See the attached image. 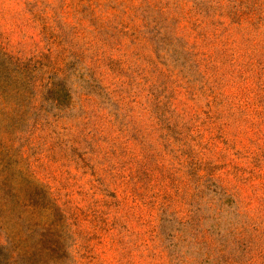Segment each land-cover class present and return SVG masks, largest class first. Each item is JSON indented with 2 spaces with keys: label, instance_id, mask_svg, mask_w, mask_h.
Wrapping results in <instances>:
<instances>
[{
  "label": "rangeland",
  "instance_id": "obj_1",
  "mask_svg": "<svg viewBox=\"0 0 264 264\" xmlns=\"http://www.w3.org/2000/svg\"><path fill=\"white\" fill-rule=\"evenodd\" d=\"M0 264H264V0H0Z\"/></svg>",
  "mask_w": 264,
  "mask_h": 264
}]
</instances>
